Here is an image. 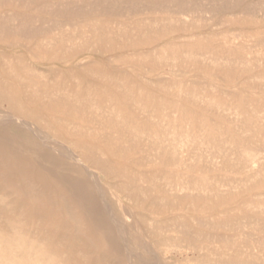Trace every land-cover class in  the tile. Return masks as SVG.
<instances>
[{"label":"rangeland","instance_id":"rangeland-1","mask_svg":"<svg viewBox=\"0 0 264 264\" xmlns=\"http://www.w3.org/2000/svg\"><path fill=\"white\" fill-rule=\"evenodd\" d=\"M96 1L99 2V5H96L94 10L91 11L88 8L90 6L80 7L74 5L72 7L73 5L64 4L71 2V0H39L38 5H24L20 7H11L8 5L9 0H1L3 3L0 5V79L13 83L14 90H16L15 92L22 102H27L23 97V88L15 83V80V82L13 81L14 76L10 74H23L18 60L22 57L25 62V59L29 56L25 45L32 46L36 41L40 45H43L44 49L48 50V55L50 56L49 61L34 62L35 67L45 74L40 77V87L50 89L53 93L52 98L54 101L59 100L57 96L60 94L59 90H71L74 93L85 94L88 88L92 90L98 89L103 94L112 93L116 97L127 96L129 94L135 97L140 96L141 100L139 103L141 104L135 101L126 102L123 99L120 104L129 109L131 117L140 123L142 122L139 120L141 116L138 114L139 111L137 109H139L140 105H144L149 116L147 124L150 128L156 130L159 128L156 131L158 132L157 134L165 133L166 131L167 133L171 132L174 137L181 138L183 142L181 140L180 142L182 145L185 144L183 145L184 149L183 147L182 149L186 153V156L183 152L185 158H182V168H175L171 163L174 159L171 155L167 157L168 159H165L167 160L166 163H162V161H165L163 155L160 156L155 152H152L147 157L140 153L126 152L121 149V147L131 143V139L124 135L123 129L121 133L116 132L112 134H108L103 130L99 137L95 136L96 134L91 135L86 132L80 135H70L62 132L65 138L64 141L67 143L71 141L78 143L79 141V143L100 145L102 147L104 154H99V159L103 162L102 166L106 176L111 178L114 176V172L116 174V178L114 177V180H116L114 188H117V190L114 191L115 194L110 198L111 204L115 216L120 221H123L122 224L132 242L133 254L137 259L141 256L142 259L140 258V260L145 259L151 264H182L183 261L180 258L171 254H165L166 245L164 244L174 239V237H181V239L182 236L185 237L190 232L191 225L197 227H193L195 230L192 228L191 232H199L200 236L204 237L202 239L198 233H195L197 234L196 240L200 239L201 241H196L197 243L199 242V245L202 243V240L205 242L206 238V243L203 246L209 243V241H212L211 244L213 245L214 243L215 245L213 246L216 247H220L221 245L219 244L222 242L226 244L230 241L227 243L229 247H239L249 242L248 245H252L250 247L255 251L258 248L260 250L264 246V232H262L264 230L261 231V220L257 218L258 221L252 223L253 226H251L252 224L249 228L242 226L240 227L241 229L229 226L231 222L228 220L230 218L231 221L232 216L235 218L234 215L241 216V214H248L249 212L250 214L248 215H251L252 211L250 210H254L253 207L257 208V205L258 207H264V161H261L263 166H259L260 170L258 168L257 172L253 171L247 174L244 171L243 173V170L239 167L242 162L239 151L241 146L253 149V146L260 148L264 144V10L262 11L264 0H181L183 9L188 10L189 8L191 11L194 10L193 15L200 20L193 22V24H186L168 19L165 22V30L163 23L142 24L138 30L136 27L137 20L144 17L169 18L177 8L173 3L180 0H158L161 3L165 2L163 3V7L152 5L151 3L155 0ZM106 6H108L107 9L109 11L113 12L111 15L105 13ZM15 17L17 19H14ZM208 17L210 18L208 19ZM224 18H231V21L223 23L222 20ZM20 19H31V25L27 24L26 26L14 28V26L20 24ZM104 22H108V28L113 30V35L110 38H103V36L100 38L95 37V34L97 36V33L101 34L103 32L101 31V25ZM163 30L167 31V34L159 37ZM16 33L20 34L17 35ZM13 34L15 35L13 36ZM50 36L53 39H50L51 44L48 46L45 38ZM10 43L12 45H8ZM71 49H82L83 51L77 56L70 58L67 54L70 53ZM200 49L202 50L201 52ZM20 54L23 56H20ZM228 66L229 68H227ZM215 73L218 75H215ZM257 75L259 77L256 78ZM145 95L147 97L146 100L144 99ZM49 99H51L49 96L42 97L39 101L43 105L41 104L38 107L31 105L42 116L45 115L43 116L45 120H38L37 126L46 131L53 128L57 129L61 125L67 124V119L70 120L69 116L65 113L60 114L49 111L50 106L54 107L55 105L54 103L53 105L49 104ZM74 104L76 107L83 105L80 102ZM2 107L6 108L7 104H3ZM87 109L89 111L90 108L88 107ZM173 110L177 111H174L176 114L172 113ZM166 113L168 114L166 115ZM171 116L178 117V119ZM179 117L185 120L183 121ZM90 118L91 115L85 113L84 125L89 124ZM115 118L108 121L105 116L102 117L100 122L104 126L103 128L108 127V125L113 126L115 129H119L121 126L126 127L125 121L122 118ZM171 119H176V121H171ZM176 122L178 125L175 124ZM204 122L206 123L203 124ZM185 126L187 127L185 128ZM190 128L191 131H188L187 129ZM206 129L208 130L206 131L207 133L205 132ZM213 131L218 133L216 135L218 137L215 138L219 141L216 143V139L211 136L212 133L215 134ZM179 133H183V135ZM204 133L210 139L212 137L213 139L211 140L214 143ZM17 134L16 129L0 128V196L3 197L0 200V228L7 227L9 222L7 218H20L22 220H20V224L23 226V230L21 231L24 236H27L29 241L32 239L37 240L42 247H49L48 249L50 250L56 246L59 251L57 253L58 259L62 261L60 262L61 264H78L79 262L81 264H129L127 252L118 238L117 229L114 227L112 221L107 218L100 203L95 200L96 188L93 182L75 165L45 152L40 145L31 140L28 134L23 133L22 136L25 138L19 140L17 139ZM126 134L129 135L128 131ZM153 135L155 134L152 133ZM172 135L169 134V136ZM219 136L220 138L223 137L224 140L220 141ZM189 137H191V140L195 137L197 138L193 142H188L187 138ZM199 137L202 139H199ZM210 142L211 144L213 143L212 145L215 144L217 146L214 145L215 147H212ZM224 145L226 149L223 147ZM226 146L231 149V153H228L230 149L227 150ZM197 147L202 150L197 149ZM210 149L211 152L208 151ZM207 153L210 154L208 155ZM218 153L221 155V158ZM217 155L219 161L215 158ZM236 155H240V158L238 159ZM225 157H229V159H225ZM198 160H200V164ZM214 160L215 162L216 160L220 162L218 163V167L220 168L217 167V162L214 166ZM227 160L231 161V165ZM237 160H241L240 165L237 163ZM224 162L229 165L227 166ZM147 163L149 165H146ZM205 163H208V166L210 165L213 168L209 167L211 170L207 169V164L205 168L203 165ZM232 164L234 165L232 166ZM226 166L229 168H226ZM47 167L49 168L47 169ZM222 167H224V170ZM108 168L109 170H107ZM160 168H162V171ZM194 168H197L196 171ZM198 168H200L199 171H202L199 172ZM163 169H167L168 172L171 171L170 169L173 170L168 176L167 170L164 172ZM227 169L228 172L226 171ZM140 170H144L147 173V176H145L146 181H143L141 184L144 187L142 189L145 190L140 193L129 190V197H122V194H128V191L124 188L128 182L127 177L136 176ZM203 170L206 171L204 172ZM183 172L184 175L182 174ZM157 174L160 175V180L163 181L164 178V182L160 181L156 185L157 187H155L154 180L155 183L159 182V178L157 179L159 175ZM178 174H182L183 177L186 176L187 178L186 180L185 177H179V183H181L182 179L184 182L187 181L185 184L182 181L181 184H184L182 186L187 187L194 184L193 187L201 190V194H198L200 195L198 196L199 200L190 197L193 200L191 204L189 203V197H182L184 195L183 192L188 189L190 191L192 187H187L186 190L182 187L181 191L183 192L179 191L178 195L182 197V200L180 199L181 197L168 196L169 194H166V192L169 193L167 189L171 188L168 186H171L172 183L174 185V182H178L174 181ZM197 174H200L199 178H197ZM188 175L191 176V183ZM221 175L222 177L228 176L229 178L227 180L225 177L221 179ZM194 176L195 179H192ZM215 176L218 177L219 181L216 180L217 177L215 178ZM231 177H235L233 181H231ZM204 178H206L205 181H213L214 185H210L211 182L205 183ZM198 179L201 180L199 181ZM220 180L226 183L225 188L222 187V190H220V187V189L215 188L217 184H220ZM226 181L229 182L227 183ZM230 181L232 182L231 184ZM109 182L112 181L109 180ZM36 183L38 184L37 187ZM202 184L204 185L201 186ZM148 185L150 188L147 187ZM231 185H234L233 191ZM26 186L33 188L32 190L35 191L33 194L40 192V206L44 207L43 209H40L39 205L34 203L28 196L17 195L14 192L13 187H16L19 191H25L27 189ZM108 188L107 184L104 185L106 191H108ZM162 188L166 189V192L164 190L163 192ZM208 188L210 192L206 191ZM147 189L150 190L147 191ZM225 189L226 191L224 192L223 190ZM216 191L217 193L220 192L222 196L221 194H216V197H213L215 196L213 192L215 193ZM222 191L225 193L224 197ZM204 192L209 198L202 194ZM226 192L230 193L229 196ZM181 193L182 195H180ZM62 195H66L65 198ZM202 195L203 199L200 203ZM50 197L59 200V202L65 201L64 203L62 202L61 210L59 207H55L54 211L50 208L52 213L49 212L47 200ZM46 198L48 199L46 200ZM216 198L218 201L220 200L218 205L215 204ZM224 198L228 199V201H224ZM65 199H67L70 207L67 206ZM204 199L208 201L205 200L204 203ZM210 199L215 206L211 205ZM206 201L210 204L208 205ZM249 203L251 205H248ZM73 204L76 207L72 206ZM154 206L157 207L154 208ZM192 206H195V208ZM201 206H203L204 210L202 208L199 209ZM68 208H71L72 211L75 209L74 211L78 213L80 219L76 215L75 217L78 219L76 222L82 223L81 226L74 223V220L71 221L69 220L70 218L66 217L64 211ZM177 215H180V217L177 218ZM192 215L193 217H191ZM75 217L73 216V218ZM86 218L87 220H85ZM191 218H197L196 223L193 219L192 222ZM81 219L82 221H80ZM216 220H224L222 222H225L223 223L225 225L222 226V222H215ZM225 220H227V224ZM72 222L76 224L75 229ZM170 223L172 226L175 225L174 227L176 228L172 227ZM216 223H220L222 227ZM256 223L260 224L257 225ZM182 224H185V229ZM164 226H166V229ZM189 226L190 228L188 229ZM160 227L162 229L159 230ZM167 227H172L171 229L169 228L171 231L172 229L174 230L169 232L167 231ZM182 229L187 231H185L186 234H182L184 231ZM83 232H86V236H88L86 237ZM193 232L192 235L195 236ZM188 234L187 240L191 237L190 233ZM177 235L179 236L176 237ZM192 238L195 240V237ZM240 239L243 241H240ZM217 240L219 241L217 242ZM236 240L243 243L238 242L241 245L236 244ZM231 241L232 246L230 245ZM234 241H236L234 243L236 245H233ZM144 246L152 251L149 252ZM204 248L207 250L209 246H204ZM187 251V248L180 249V256H184ZM185 263L187 264V261L183 264ZM223 264L227 263L224 262Z\"/></svg>","mask_w":264,"mask_h":264},{"label":"bare ground","instance_id":"bare-ground-1","mask_svg":"<svg viewBox=\"0 0 264 264\" xmlns=\"http://www.w3.org/2000/svg\"><path fill=\"white\" fill-rule=\"evenodd\" d=\"M208 1V0H207ZM3 2H1V0H0V5L2 4ZM163 3H165V2H159L158 0H155V1H153L151 4L152 5H154V6H161V7H163L164 5H163ZM39 4V0H9V2H8V5H10L11 7H20V6H24V5H38ZM43 4V3H42ZM64 4H67V5H73L72 7H74V5L75 6H80V7H85V6H90V7H88L91 11H93L94 10V8H95V6L97 5H99V2L98 1H96V0H71V2H66V3H64ZM177 8H176V10H174L173 12H172V15L169 17V18H165V17H144V18H140V19H138L137 20V24H136V27L138 28V30L140 29V26L142 25V24H147V23H154V24H157V23H163V26H164V30L166 29L165 28V22H166V20H171V21H175V22H177V23H186V24H193V22H195V21H197V20H200L198 17H196L195 15H193V12H194V10L193 11H191V10H189V8H188V10H184L183 9V7L181 6V0L180 1H176L175 3H173ZM104 5H105V3H104ZM104 7V6H103ZM108 8V6H106V9H105V13L106 14H112L113 12L112 11H109V9H107ZM155 8V7H154ZM142 10V9H141ZM245 10V9H244ZM264 10V8L262 9V11ZM243 11V10H242ZM209 12V11H208ZM5 13H6V11H5ZM210 17H208V19H209ZM14 19H17V17H15ZM231 19V18H230ZM229 18H224L223 20H222V22L223 23H229L231 20H230ZM30 20L31 19H20V24H17L16 26H14V28H18V26H26L27 24L28 25H31V22H30ZM120 24V23H119ZM104 25V26H103ZM108 22H104L101 26V31H103V32H101V34H99V33H97V36H96V34H95V37H97V38H100V37H102L103 36V38L105 37V38H110L112 35H113V30H110L109 28H108ZM135 27V26H134ZM7 29V28H6ZM163 30V32H164V34H163V32L159 35V37H162V35H166L167 34V31H164ZM17 35H19L20 33H16ZM15 34H13V36H14ZM62 37V36H61ZM94 37V38H95ZM136 37V36H135ZM82 38H84V37H82ZM50 39H53V37H46L45 38V42H46V44L49 46L50 44H51V40ZM188 39V38H187ZM149 40V39H148ZM10 42V41H9ZM14 42V41H13ZM16 42V41H15ZM18 43V42H17ZM197 44V43H196ZM8 45H12L11 43L10 44H8ZM1 46V45H0ZM205 46V45H204ZM203 46V47H204ZM25 47L27 48V52H28V54H29V56H28V58H26V59H28L27 61H26V59H25V62H24V59H22V57L18 60V64H20L21 65V68H22V72H23V74H17V73H12V74H10V75H13L14 76V79H13V81L15 82V83H17L18 85H20L22 88H23V97H24V99H26L27 100V102L25 103V101H24V103L22 102V100L20 99V97L18 96V94L15 92L16 90H14V87H13V83H11V82H6L5 80L3 81V80H1L0 79V128H4V129H9V128H12V129H16L17 130V132H18V134H17V139L19 140V139H24L25 137L24 136H22V134L23 133H26V134H28L29 136H30V138H31V140L33 141V142H35V143H37L38 145H40L44 150H45V152H48V153H50V154H52L53 156H55V157H57V158H59V159H61V160H64V161H67V162H69L70 164H73V165H75L80 171H82L89 179H90V181H92L93 182V185L95 186V188H96V197H95V200H96V202H99L100 203V206H102V209L104 210V212L106 213V215H107V218L109 219V220H111L112 221V223H113V225H114V227L117 229V235H118V238H119V240L122 242V244H123V246H124V249H125V251L127 252V256H128V259H127V261H128V263L129 264H151L149 261H146L145 259H143V260H140V258L142 259V257L140 256L139 257V259H137V257H135V255L133 254V251H132V242H131V240H130V238H129V236L127 235V231H126V229H125V227L123 226V224H122V222L123 221H120L119 220V218H117L116 216H115V212H114V210H113V207H112V204H111V200H110V198H111V196L113 195V194H115V192L114 191H116L117 190V188H114L115 187V184H116V180H114V177L116 178V174H115V172H114V176L113 177H111V178H109V177H107L106 176V174H105V170L103 169V162L99 159V154H104V152L102 151V147H100V145L99 146H95V145H88V144H85V143H79V141H78V143H74V142H69V143H67V142H65L64 141V137H63V135H62V132H64V133H67V134H74V135H80V134H82L83 132H86L87 134L89 133V134H91V135H94V134H96L95 136H97V137H99V135H100V133H101V131H103L104 130V132H106V133H108V134H112V133H121L122 132V129H123V131H124V135H126V136H128V138H130L131 139V143H129V144H127V145H125V146H123V147H121V149H123L124 151H126V152H133V153H140V154H143V156L145 155V156H147L148 157V155L149 154H152V152H155V153H157L158 155H160V156H162L163 155V158H164V160L169 156L170 157V155H171V157L172 158H174L173 160H172V165L173 166H175V168L177 167V168H180L181 167V165H182V158L184 157V155L186 154L184 151H183V149H184V147H183V145H185V144H183L182 145V143L180 142V140H181V138H179V137H174L173 135H172V133L170 132V133H167L166 131H165V133H161V134H157L158 132H156L157 130H159V128L158 127H156V128H158L157 130L156 129H153V128H150L149 127V125L147 124V122H148V120H149V116H148V114H147V110H146V107L144 106V105H140L139 106V109H137L139 112H138V114L141 116V119H139V120H141L142 122L140 123V122H138L136 119H134L133 117H131V111L129 112L128 110L129 109H127L125 106H123L122 104H120L121 103V100L123 99L124 101H126V102H130V101H135L136 103H138V104H141V103H139L140 102V100H141V98H140V96L139 97H135V96H133L132 94H129V95H127V96H120V97H116L114 94H112V93H110V94H108V93H106V94H103V92L102 91H100V90H92L91 88H88V89H86L87 91H86V93L85 94H80V93H74V92H72L71 90L69 91V90H59L60 91V94L59 95H57L58 96V98H59V100L57 101H54L53 100V98H52V95H53V93L51 92V90L50 89H48V88H41L40 87V77L41 76H44L45 74H44V72L42 71H39L36 67H35V64H34V62H38V61H49L50 59H49V55H48V50L47 49H44L43 47V45H40L39 43H37L36 41H35V43H34V45H32V46H27V45H25ZM52 47V46H51ZM61 48V47H60ZM195 48V47H194ZM193 48V49H194ZM14 49V48H13ZM199 50V49H198ZM205 50V49H204ZM5 51V50H4ZM63 51V50H62ZM81 51H83L82 49H71L68 53L69 54H67L68 55V57H70V58H72V57H74V56H77ZM202 50L200 49V52H201ZM225 51V50H224ZM203 55V54H202ZM20 56H23L22 54H20ZM219 56V55H218ZM222 57H223V55H221ZM228 56V55H227ZM26 57V56H25ZM202 57V56H201ZM209 58V57H208ZM230 58H232L231 56H230ZM235 58V57H234ZM74 59V58H73ZM219 59V58H218ZM217 59V60H218ZM237 59V58H236ZM202 60H203V58H202ZM201 60V61H202ZM72 61V60H71ZM70 61V62H71ZM228 61H229V59H228ZM236 61V60H235ZM204 62V61H203ZM221 62V61H220ZM231 62V61H230ZM229 62V63H230ZM39 64V63H38ZM53 64V63H52ZM55 64V63H54ZM216 64V63H215ZM230 64H232V63H230ZM44 65V64H43ZM51 65V64H50ZM12 66V65H11ZM36 66H37V64H36ZM46 66V65H45ZM259 66H262V65H259ZM4 68V67H3ZM227 68H229V66L227 67ZM147 69V68H146ZM223 69V68H222ZM230 69H231V66H230ZM232 70V69H231ZM246 70V69H245ZM252 70V69H251ZM212 72V71H211ZM242 73V72H241ZM257 73V72H256ZM213 74V73H212ZM234 74V73H233ZM243 74V73H242ZM215 75H218V74H216L215 73ZM255 76V75H254ZM226 77V76H225ZM238 77V76H237ZM257 77H259L258 75L256 76V78ZM1 78V77H0ZM46 78V77H45ZM49 78V77H48ZM218 78H219V76H218ZM230 78V77H229ZM236 78V77H235ZM10 80V79H9ZM229 80V79H228ZM58 84V83H57ZM56 85V84H55ZM20 89V88H19ZM161 91V90H160ZM183 92V91H182ZM149 94V93H148ZM147 94V96H149ZM178 94V93H177ZM91 95V96H90ZM154 95V94H153ZM213 95V94H212ZM46 96H49L51 99H49V104H52L53 105V103L55 104L54 105V107L53 106H50L51 108H50V110L49 111H52L53 113H56V112H58V113H65V114H67V116H69V118H70V120H66L67 121V124H63V125H61L59 128H53V129H51V130H42L40 127H38L37 126V121L38 120H45V118L43 117V116H45V115H41L37 110H35L34 108H32V106H34V107H38V106H41V101H39V99H41L42 97H46ZM158 96V95H157ZM177 96V95H176ZM186 96V95H185ZM228 96V95H227ZM196 97H198V96H196ZM194 98V97H193ZM228 98V97H227ZM145 100L147 99V97H146V95H145V98H144ZM188 99V98H187ZM227 100V99H226ZM48 102H47V104H48ZM76 102H80V103H82L83 105L82 106H80V107H76V105L74 104V103H76ZM45 103V102H44ZM149 103V102H148ZM228 103V102H227ZM3 104H7V107L5 108V107H2V105ZM165 104H167L166 102H165ZM32 105V106H31ZM43 105V104H42ZM216 105H218L217 103H216ZM225 105V104H224ZM154 106V105H153ZM228 106V105H227ZM46 107H47V105H46ZM90 108V109H93V110H91L90 111V109H89V111H88V109L87 108ZM169 107V106H168ZM165 108H167V107H165ZM164 108V109H165ZM175 108V107H174ZM164 111V110H163ZM174 111H176V110H173V112L172 113H174V114H176V112H174ZM168 112V111H167ZM185 112V111H184ZM237 112H239V111H237ZM85 113H88L89 115H91V118H90V121H89V124L88 125H84V121H85V119H84V115H85ZM135 113H136V111H135ZM169 113V112H168ZM168 113H166V115L168 114ZM230 113H232V112H230ZM240 113V112H239ZM238 113V114H239ZM43 114V113H42ZM180 114V113H179ZM192 114V113H191ZM232 114H234V113H232ZM165 115V116H166ZM185 115V114H184ZM52 116V115H51ZM106 117V119L108 120V121H111V119H116L115 117H117V118H119V119H123V121H125V125H126V127L124 128L123 126H121V127H119V129H115L113 126H110V125H108V127H106V128H103L104 126H102V123L100 122V119L102 118V117ZM126 116H127V118H126ZM169 116V115H168ZM173 116V115H172ZM171 116V117H172ZM181 116V115H180ZM182 117V116H181ZM188 117V116H187ZM192 117V116H191ZM172 118H176V119H178V117H172ZM180 118V117H179ZM183 118V117H182ZM182 118H180V119H182ZM186 118V117H185ZM176 119H171V121H173V120H175L176 121ZM78 120H80V121H78ZM183 121L185 120V119H182ZM181 120V121H182ZM202 120V119H201ZM151 121V120H150ZM189 121V120H188ZM200 121V120H199ZM153 122H155V121H153ZM162 122V121H161ZM168 122V121H167ZM178 122V121H177ZM177 122L175 123V124H177ZM190 122V121H189ZM110 123V122H109ZM165 123V122H164ZM163 123V124H164ZM191 123V122H190ZM190 123H188V124H190ZM206 122H204L203 124H205ZM201 124V123H200ZM199 124V125H200ZM112 125V124H111ZM178 125V124H177ZM177 125H176V127H177ZM208 125V124H207ZM172 126V125H171ZM205 127H206V125H204ZM152 127V126H151ZM162 128H163V126H161ZM183 127H184V124H183ZM187 126H185V128H186ZM202 127V126H201ZM200 127V128H201ZM208 128H209V125L207 126ZM46 128V127H45ZM52 128V127H51ZM161 128V129H162ZM199 128V127H198ZM207 128V129H208ZM126 131H125V130ZM160 129V130H161ZM169 129V128H168ZM176 129V128H175ZM205 129V128H204ZM205 130V132L206 131H208V130ZM211 129V128H210ZM247 129H249V128H247ZM166 130V129H165ZM174 130V129H173ZM188 131L190 130L191 131V128L190 129H187ZM128 131V133H129V135H127L126 134V132ZM162 131V130H161ZM169 131V130H168ZM175 131V130H174ZM177 131V130H176ZM180 131V130H179ZM178 131V132H179ZM202 131V130H201ZM212 131V130H211ZM181 132V131H180ZM193 132V131H192ZM192 132H189V133H192ZM198 132V131H197ZM213 132H215V131H213ZM19 133H21L20 135H19ZM152 133L153 134H155V135H153L152 136ZM175 133V132H174ZM207 133V132H206ZM206 133H204L205 135H207ZM169 134L170 135H172V136H169ZM180 135L182 134L183 135V133H179ZM196 135V134H195ZM198 135H200V133H198ZM216 135H218V133H216L215 132V134H213L212 133V135L211 136H213L214 138L216 137ZM186 136V135H185ZM189 136H190V134H189ZM192 136H193V134H192ZM208 136V135H207ZM206 136V137H207ZM220 136H221V134H220ZM220 136H219V138H220ZM97 137H95V138H97ZM181 137V136H180ZM218 137V136H217ZM216 137V138H217ZM29 138V139H30ZM189 138H190V141H189ZM189 138H187V140H188V142H193V140H196L195 138H197V137H195L193 140H191V137H189ZM201 137H199V139H200ZM204 139H205V137H203ZM208 138L210 139V137L208 136ZM215 138V139H216ZM235 138V137H234ZM70 139H72V138H70ZM98 139V138H97ZM127 139V138H126ZM202 139V138H201ZM208 139V140H209ZM211 139H213L212 137H211ZM210 139V140H211ZM236 139V138H235ZM73 140H75V139H73ZM209 140V141H210ZM224 139H223V137H221L220 138V141H223ZM237 140V139H236ZM238 140H239V138H238ZM76 141V140H75ZM182 141V140H181ZM205 141V140H204ZM208 141V142H209ZM213 143H214V141L213 140H211ZM217 141H219V140H215V143L217 142ZM77 142V141H76ZM118 142V141H117ZM183 142V141H182ZM185 142V141H184ZM212 143V144H213ZM198 144V143H197ZM210 144H211V142H210ZM211 144V145H212ZM118 145V144H117ZM200 145V144H199ZM209 145V144H208ZM215 145V144H214ZM214 145H212V147L214 146ZM215 146H217V145H215ZM214 146V147H215ZM219 146V145H218ZM182 147H183V149H182ZM189 147V146H188ZM210 147V146H209ZM224 148H225V145L223 146ZM227 147V146H226ZM250 147V146H249ZM263 147H264V144H263ZM263 147H258L257 148V146H256V148L253 146V149L252 148H247L246 146H241L240 148V155H236V156H238V159L241 157V160H242V162H241V160L240 161H238L237 163L239 164L240 162V164H241V166H239L240 168H241V170H243V173H244V171H246L247 172V174L248 173H251V172H255L256 170L258 171V168H259V166H261L263 163H261V161L263 162L264 160H263V153H264V148ZM192 148V147H191ZM223 148V149H224ZM255 148V149H254ZM193 149H195V148H193ZM197 149H200L199 147H197ZM213 149V148H212ZM222 149V148H221ZM226 149V148H225ZM224 149V150H225ZM228 149H230L229 147H227V150ZM200 150H202V149H200ZM206 151V150H205ZM208 151H210L211 152V149L210 150H208ZM221 151V150H220ZM226 151V150H225ZM183 152H184V155H183ZM231 153V149L228 151V153ZM125 153V152H124ZM198 153V152H197ZM196 153V154H197ZM220 153V152H219ZM218 153V155H220ZM226 153V152H225ZM107 154V153H106ZM208 154V153H207ZM210 154V153H209ZM208 154V155H209ZM221 154H222V152H221ZM224 154V153H223ZM227 154V153H226ZM225 154V155H226ZM235 154V153H234ZM237 154H239V153H237ZM139 155V154H138ZM201 155V154H200ZM218 155L217 156H215V158H217V160L219 159L218 158ZM224 155V156H225ZM227 155H229V154H227ZM121 156V155H120ZM166 156V157H165ZM186 156V155H185ZM203 156V155H202ZM224 156H222V157H224ZM235 156V157H236ZM240 156V157H239ZM235 157H234V159H235ZM154 158V157H153ZM185 158V157H184ZM194 158V157H193ZM214 158V159H215ZM220 158H221V155H220ZM168 159V158H167ZM222 159H224V158H222ZM225 159H229V157L228 158H226L225 157ZM234 159H233V161H234ZM147 160H149L148 158H147ZM213 160V159H212ZM217 160H216V162H217ZM128 161V160H127ZM199 162V164H200V160H198ZM201 161H202V159H201ZM219 161V160H218ZM227 161H229L230 162V165H231V161H232V159H231V161L230 160H227ZM148 162V161H147ZM154 162H156V161H154ZM161 162V161H160ZM163 162H167V160H165V161H162V163ZM214 162V166H215V164H216V162H215V160L213 161ZM222 162V164H223V160L221 161ZM226 162V161H225ZM224 162V163H225ZM229 162H227V163H229ZM7 163V162H6ZM169 163V162H168ZM185 163V162H184ZM193 163V162H192ZM197 163V164H198ZM202 163V162H201ZM204 163V162H203ZM218 163H220V162H217V167H218ZM234 163V162H233ZM186 164V163H185ZM197 164H196V166H197ZM207 164V166L206 167H208L207 169H209V167H211V168H213L212 166H208V163H205V164H203L204 165V167H205V165ZM210 164V163H209ZM211 164H212V162H211ZM226 164V163H225ZM234 164H236V163H234ZM234 164H232V166L234 165ZM239 164V165H240ZM9 165V164H8ZM126 165V164H125ZM146 165H149V163H147ZM190 165V164H189ZM193 165V164H192ZM213 165V164H212ZM221 165V164H220ZM227 166L229 165V164H226ZM108 166V165H107ZM171 166V165H170ZM185 166V165H184ZM183 166V167H184ZM187 166V165H186ZM226 166V168H229V167H227ZM232 166H230V168H232ZM238 166V165H237ZM263 166V165H262ZM52 167V166H51ZM50 167V168H51ZM188 167V166H187ZM199 167V166H198ZM205 167V168H206ZM49 167H47V169H48ZM182 168V167H181ZM186 168V167H185ZM201 168V167H200ZM200 168H198V171L200 170ZM211 168L209 169V170H211ZM218 168H220V167H218ZM223 168V170H224V167H222ZM221 168V169H222ZM225 168V169H226ZM239 168V169H240ZM262 168V167H261ZM114 169H116L115 167H114ZM154 169V168H153ZM162 168H160V170H161ZM191 169H192V167H191ZM190 169V170H191ZM195 169V168H194ZM197 169V168H196ZM196 169H195V171H196ZM220 169V170H221ZM239 169H237V170H239ZM263 169V168H262ZM107 170H109V168L107 169ZM112 170H113V168H112ZM155 170V169H154ZM157 170H159V169H157ZM164 170V169H163ZM165 170H167V169H165ZM165 170H164V172H165ZM171 171L173 170V169H170ZM185 170V169H184ZM187 170V169H186ZM208 170V171H209ZM232 170V169H231ZM237 170H236V172H237ZM259 170H260V168H259ZM3 171V170H2ZM162 171V170H161ZM171 171H169L168 172V170H167V175L169 176V173H171ZM202 171V170H201ZM201 171H199V172H201ZM204 171V170H203ZM206 171V170H205ZM204 171V172H205ZM227 172H228V169L226 170ZM230 171V170H229ZM256 171V172H257ZM123 172V171H122ZM163 172V173H164ZM176 172V171H175ZM174 172V173H175ZM179 172H182V171H179ZM178 172V173H179ZM185 172V171H184ZM184 172L182 173L183 175H184ZM234 172V171H233ZM117 173H119V172H117ZM126 173V172H125ZM157 173V172H156ZM160 173H162V172H160ZM162 173V174H163ZM238 173V172H237ZM260 173V172H259ZM40 174V173H39ZM147 173H146V171H144V170H140L138 173H137V175L136 176H133V177H127V179H128V182L125 184V186L122 184V186H124V188L128 191V194H122V197H127L128 195H129V193H130V191H135V192H143L144 190L142 189V187H143V185H141L142 184V182L143 181H146V179H145V176H147L146 175ZM182 174H178V175H180V176H178L177 175V178H176V180H174V181H178L179 180V177H182V178H186V176H184L183 177V175ZM186 174V173H185ZM214 174V173H213ZM220 174V173H219ZM236 174V173H235ZM239 174V173H238ZM117 175H120V174H117ZM126 175H127V173H126ZM157 175H159V174H157ZM174 175V174H173ZM182 175V176H181ZM190 175V174H189ZM188 175V176H189ZM198 176H197V178H199V175L200 174H197ZM257 175H258V173H257ZM210 176V175H209ZM213 176V175H212ZM217 176H218V174H217ZM217 176H215V178L217 177ZM241 176V175H240ZM242 176H244V175H242ZM247 176V175H246ZM249 176V175H248ZM123 177H126V176H123ZM202 177V176H201ZM206 177V176H205ZM208 177V176H207ZM214 177V176H213ZM225 177V176H224ZM224 177H222V175H221V179L223 178L224 179ZM245 177V176H244ZM252 177V176H251ZM250 177V178H251ZM254 177V176H253ZM159 178V182H156L155 183V180H154V184H155V187H157L156 185H158V183H160V181H162V180H160V175L159 176H157V179ZM191 178V176H189V180H190V183L192 182V180L190 179ZM209 178V177H208ZM214 178V179H215ZM227 178H229L228 176L227 177H225V179L227 180ZM233 178H235V177H231V181H233ZM237 178V177H236ZM242 178V177H241ZM107 179H109V180H111L112 182H109V180H107ZM145 179V180H144ZM156 179V180H157ZM181 179V178H180ZM192 179H195V176H194V178H192ZM203 179V178H202ZM210 179H212L211 177H210ZM248 179V178H247ZM246 179V180H247ZM24 180H26V179H24ZM114 180V181H113ZM186 180H187V178H186ZM199 180V179H198ZM201 180V179H200ZM199 180V181H200ZM206 180V178H204V181ZM216 180H218L219 181V179H218V177L216 178ZM229 180V179H228ZM235 180V179H234ZM244 180V179H243ZM249 180V179H248ZM148 181H150V180H148ZM168 181V180H167ZM170 181V180H169ZM181 181V180H180ZM182 181H183V179H182ZM182 181H181V183H182ZM203 181V182H204ZM223 181V180H222ZM221 180H220V184H217V185H220V186H217L216 185V189L217 188H219L220 190H222L223 188L222 187H224L225 186V182H222ZM230 181V184L232 183ZM241 181V180H240ZM151 182V181H150ZM164 182V178H163V181H162V183ZM184 182V181H183ZM185 182H187V181H185ZM185 182H184V184H185ZM194 182V181H193ZM210 183L209 182V180H207V181H205V183ZM215 182H217V181H215ZM227 183L229 182V181H226ZM260 182V181H259ZM147 183V182H146ZM145 183V184H146ZM175 184L173 185V183L171 184V186L169 185H167L166 183H164V184H166V186H168V187H171L169 190L167 189V187H166V189H167V191H169V193H167L166 192V189L164 190V188H165V186H164V188H162V191L164 190L165 192H166V194H169L168 196H170V195H172V196H177V197H181V196H178L179 195V191H181V189H185L186 190V188L188 187V188H190V187H192L191 189H190V191H188V190H186V191H188V192H183V191H181V192H183V194L184 195H182V193L180 194V195H182V197H189V199H190V197L192 198V199H195V198H197V200H199L198 199V196H200V195H198V194H201V190H199L198 188V190L195 188V187H193L194 186V184H193V186H182V185H184V184H181V183H179V181L178 182H174ZM258 183V182H257ZM262 183V182H261ZM260 183V184H261ZM15 184V183H14ZM71 184V183H70ZM107 184V188H108V186H109V188H108V191H106V189H104V185H106ZM149 184V183H148ZM170 184V183H169ZM187 184V183H186ZM188 184H189V182H188ZM211 184H213L214 185V182L212 181L211 183H210V185ZM216 184V183H215ZM246 184V183H245ZM256 184V183H255ZM37 183H36V187H37ZM151 185V184H150ZM199 185V184H198ZM204 184H202L201 186H203ZM207 185V184H206ZM210 185H209V187H210ZM258 185V184H257ZM51 186V185H50ZM146 186V185H145ZM153 186V185H152ZM163 186V185H162ZM195 186H196V184H195ZM200 186V187H201ZM234 185H231V188H232V191H233V187ZM235 186H237V184H235ZM27 187V189L24 191V190H18V189H16V187H13V189H14V192L17 194V195H19V194H22V195H26V196H28L34 203H36V204H38L39 205V207H40V209H43L44 207H41L40 206V199H39V197H40V192L39 193H35V194H33V192H35L34 190H32L33 188L32 187H28V186H26ZM52 187V186H51ZM78 187V186H77ZM147 187H149L150 188V186L148 185ZM154 187V186H153ZM183 187V188H182ZM199 187V186H198ZM10 188V187H9ZM38 188H40V187H38ZM91 188V187H90ZM144 188V187H143ZM152 188V187H151ZM158 188H159V186H158ZM161 188V187H160ZM203 188V187H202ZM201 188V189H202ZM212 188H213V186H212ZM225 188V187H224ZM214 189V188H213ZM212 189V190H213ZM237 189V188H236ZM52 190V189H51ZM50 190V191H51ZM130 190V191H129ZM148 190H150V189H147V191ZM156 190V189H155ZM159 190V189H158ZM211 190V191H212ZM41 191V190H40ZM58 191V190H57ZM163 191V192H164ZM197 191H199L198 193H197ZM204 191V190H203ZM206 191H209L210 192V190H209V188H208V190H206ZM217 191H219V190H217ZM217 191L214 193L213 192V195H215V196H213V197H216V194H221L220 192H218L217 193ZM224 192L226 191V189L225 190H223ZM222 191V192H223ZM36 192H37V190H36ZM42 192V191H41ZM223 192V193H224ZM48 193H49V191H48ZM54 194H55V192H53ZM61 193V192H60ZM59 193V194H60ZM226 193H228V196H229V192H226ZM52 194V193H51ZM143 194V193H142ZM202 194H204L206 197H208L207 196V194H205V192L204 193H202ZM2 195V194H1ZM48 195V194H47ZM139 195H141V194H139ZM144 195V194H143ZM224 195H225V193L223 194V197H224ZM63 196V195H62ZM66 196V195H65ZM65 196H63V198H65ZM164 196V195H163ZM163 196H159V197H163ZM204 196V197H205ZM219 196V195H218ZM221 196H222V194H221ZM256 196V195H255ZM258 196V195H257ZM48 197V196H47ZM54 197H55V195H54ZM93 197V196H92ZM129 197V196H128ZM143 197V196H142ZM158 197V198H159ZM165 197V196H164ZM166 197H167V195H166ZM182 197L180 198L181 200H182ZM222 197V198H223ZM254 197V196H253ZM3 197L2 196H0V200L2 199ZM119 198V197H118ZM146 198V197H145ZM209 198V197H208ZM220 198V197H219ZM225 198H226V196H225ZM224 198V201L226 200ZM246 198V197H245ZM48 198H46V200H47ZM155 199V198H154ZM161 199V198H160ZM167 199V198H166ZM176 199V198H175ZM192 199H190V202L189 203H191L193 200ZM201 201H200V203L202 202V199H203V195L201 196ZM214 199V198H213ZM217 199V198H216ZM66 200V202H67V206H69L70 204H68V201H67V199H65ZM126 200H127V198H126ZM135 200V199H134ZM133 200V201H134ZM146 200V199H145ZM163 200H164V198H163ZM177 200V199H176ZM196 200V201H197ZM205 200H207V199H204L203 200V202L205 203ZM215 200V199H214ZM154 201V200H153ZM157 201V200H156ZM174 201V200H173ZM188 201V200H187ZM186 201V202H187ZM208 201V200H207ZM206 201V203L209 205L210 203H208ZM211 201V199L209 200V202ZM220 201V200H219ZM218 199L216 200V203L215 204H217L218 205ZM223 201V200H222ZM226 201H228V199L226 200ZM63 203L65 202L64 200L62 201ZM62 202L60 201L59 202V200H56V199H54V198H52V197H50L48 200H47V203H48V205H47V208H49L48 210H49V212H51V210H55V207L57 208V207H59V209L61 210V206L63 205L62 204ZM253 202V201H252ZM42 203V202H41ZM70 203V202H69ZM161 203H163V202H161ZM181 203H183V202H181ZM158 204V203H157ZM192 204V203H191ZM207 204H205V205H207ZM246 204H247V202H246ZM245 204V205H246ZM258 204V203H257ZM256 204V205H257ZM177 205H179V204H177ZM204 205V206H205ZM211 205H214V204H212V201H211ZM248 205H251L250 203L248 204ZM255 205V206H256ZM259 205H263V204H259ZM72 206H74V204L72 205ZM162 206V205H161ZM189 206H190V204H189ZM195 206H196V203H195ZM195 206L193 207V208H195ZM215 206V205H214ZM213 206V207H214ZM46 207V206H45ZM64 208H65V206H63ZM70 207V206H69ZM74 207H76V206H74ZM155 207H157V206H154V208ZM203 206H201L199 209H201ZM207 207V206H206ZM5 208V207H4ZM50 208H51V210H50ZM67 208V207H66ZM139 208V207H138ZM143 208H144V206H143ZM171 208V207H170ZM208 208H210L209 206H208ZM250 208V207H249ZM254 208V210H250V209H248V210H250V211H252L251 212V215H248V214H250V212L248 213V214H241V216H236V215H234L235 216V218H233V216H232V220L230 221V218H229V220H228V218H227V220L229 221V222H231L230 224H229V226H231V227H233V228H235V229H241L240 227H242V226H246V227H250V225L252 224V223H255V222H257L258 220H261V226H262V229H261V231L262 230H264V216H262V215H264V207H258V205H257V208H255V207H253ZM161 209V208H160ZM164 209V208H163ZM203 210H204V208H202ZM211 209V208H210ZM60 210H58V211H60ZM75 209H73V211H74ZM142 210V209H141ZM155 210V209H154ZM191 210V209H190ZM194 210V209H193ZM197 210V209H196ZM72 211V209L71 208H68V209H66V211H64L65 212V215H66V217L69 219V220H74V223H77L76 221H78V219H80V217H79V215H78V213L76 212V211H74L73 212ZM163 211V210H162ZM208 211H209V209H208ZM246 212V211H245ZM52 213V212H51ZM73 213H74V215H73ZM76 213V214H75ZM169 213H171V212H169ZM252 213H253V215H252ZM152 214H154V213H152ZM223 214V213H222ZM227 214V213H226ZM239 214V213H238ZM260 215V214H262V215H260V216H258V215ZM76 215H78V219L75 217ZM168 215V214H167ZM182 215V214H181ZM184 215V214H183ZM258 217H257V216ZM41 216V215H40ZM73 216L75 217V218H73ZM91 216V215H90ZM126 216V215H125ZM39 217V216H38ZM162 217V216H161ZM180 217V215H177V218H179ZM182 217V216H181ZM191 217H193V215L191 216ZM42 218V217H41ZM197 218H198V216H197ZM197 218H191V221L193 222V220H195V223H196V219ZM257 218H258V220H257ZM152 219V218H151ZM160 219V218H159ZM170 219H172V218H170ZM193 219V220H192ZM21 219L20 218H7V221H9L8 222V225H7V227H1L0 228V264H61L60 262H62V261H60V259H58V254L57 253H59V251H58V248L55 246L54 247V249H48L49 247H42L41 246V244L40 243H38L37 242V240H35V239H32V240H30L29 241V238L27 237V236H24V234L22 233V231L21 230H23V226H21V221H20ZM85 220H87V218L85 219ZM149 220H150V218H149ZM168 220V219H167ZM200 220V219H199ZM198 220V221H199ZM221 220V219H220ZM220 220H216L215 222H222V221H224V220H222V221H220ZM227 220H225L226 221V224H227ZM80 221H82V219L80 220ZM79 221V222H80ZM147 221H148V219H147ZM172 221V220H171ZM201 221V220H200ZM101 222V221H100ZM156 222V221H155ZM162 222V221H161ZM175 222H176V220H175ZM181 222V221H180ZM214 221H213V223H215ZM73 223V222H72ZM73 223V226H74V229H75V225L76 224H74ZM90 223V222H89ZM134 223V222H133ZM149 223V222H148ZM158 223V222H157ZM173 223V222H172ZM176 223H178V222H176ZM175 223V224H176ZM212 223V222H211ZM223 223H225V222H222V224ZM77 224H79L80 226L82 225V223L80 224V223H77ZM163 224V223H162ZM171 224V223H170ZM217 224V223H216ZM257 225L258 224H260V223H256ZM84 225H85V223H84ZM90 225V224H89ZM88 225V226H89ZM147 225H150V224H147ZM155 225H157L156 223H155ZM165 225V224H164ZM166 225H169V224H166ZM177 226H178V224H176ZM185 225V224H184ZM184 225L182 224V226L184 227ZM213 225V224H212ZM218 226H220L221 224L219 223V224H217ZM216 225V226H217ZM225 224H223L222 226H224ZM78 226V225H77ZM86 226V225H85ZM170 226V225H169ZM171 226H172V224H171ZM175 226V225H174ZM174 226H172V227H174ZM222 226H220V227H222ZM228 226V225H227ZM251 226H253V224L251 225ZM256 226V225H255ZM133 227V226H132ZM152 227V226H151ZM159 227V226H158ZM172 227H169L170 229L172 228ZM186 227V226H185ZM185 227H184V229H185ZM191 227L193 228V227H195V226H192L191 225ZM81 228V227H80ZM154 228V227H153ZM164 228L166 229V226H164ZM168 228V227H167ZM168 228V230L167 231H169V232H172L174 229H172V231L170 230ZM174 228H176V227H174ZM190 228V226L188 227V229ZM191 228V230H195V228H197V227H195V228H193L192 229ZM212 228V227H211ZM224 228H226V227H224ZM228 228V227H227ZM232 228V229H233ZM254 228V227H253ZM257 228H259V227H257ZM88 229V228H87ZM160 229H162L161 227L159 228V230ZM179 229H180V227H179ZM184 229H182V230H184ZM187 229V230H188ZM231 229V228H230ZM79 230V229H78ZM181 230V231H182ZM191 230H189L190 232H188V233H190V235H191V237H195V240L192 238L191 239V237L187 240V235H189L188 233H187V235L185 236V237H183L182 236V239H181V237H179V238H175L174 237V239H171L170 241H167L166 242V244H164V245H166V250H165V254H171V255H174V256H176L177 258H180L181 259V261H183V263L184 262H186L187 261V264H223L224 262H226L227 264H264V246L262 247V244H261V247L262 248H260V250H258L257 249V251H255L252 247H250V246H252V245H248V243L249 242H246L245 240H244V242H246L244 245H242V246H239V247H229V245L227 244V243H229L230 241L229 240H227V241H229V242H227L226 244H224V242H222L221 244H219V245H221L220 247H216V246H213V245H215L214 243H213V245L211 244L212 243V241L210 242L209 241V243H207V244H205L204 246L205 247H208L209 246V248L207 249V250H205V248H204V246H203V244L204 243H206V238H205V242H203V240H202V243L199 245V242H201L200 241V239H197V240H199V242L197 243L196 241V235L197 234H195V233H198L199 234V236H200V233L199 232H196L195 231V236H193L192 235V232H191ZM116 231V230H115ZM177 231L179 232V230L177 229ZM186 230H184L183 231V233L182 234H186V232H185ZM198 231V230H197ZM260 231V230H259ZM60 232V231H59ZM78 232V231H77ZM262 232H264V231H262ZM261 232V233H262ZM83 233H85V236H86V232H83ZM163 233V232H162ZM219 234V233H218ZM250 234V233H249ZM238 235V234H237ZM248 235V234H247ZM88 236V235H87ZM86 236V237H87ZM168 236V235H167ZM175 236V235H174ZM179 235H177L176 237H178ZM199 236H198V238H199ZM206 236V235H205ZM226 236V235H225ZM224 236V237H225ZM251 236H253L252 234H251ZM91 237V236H90ZM89 237V238H90ZM165 237V236H164ZM221 237V236H220ZM233 237V236H232ZM92 238V237H91ZM163 238V237H162ZM185 238H186V241H185ZM200 238H202V239H204V237H201L200 236ZM259 238V237H258ZM106 239V238H105ZM143 239H145V238H143ZM159 239V238H158ZM184 239V240H183ZM191 239V240H190ZM92 240V239H91ZM147 240V239H146ZM223 240V239H222ZM233 240V239H232ZM239 240V239H238ZM108 241V240H107ZM219 240H217V242H218ZM237 241V240H236ZM236 241H234L233 242V245H236V244H239V245H241L240 243H243V242H240V241H243L242 239H240V241H237V243L236 244H234ZM264 241V240H263ZM152 242V241H151ZM207 242H208V240H207ZM238 242H240V243H238ZM257 242V241H256ZM93 243V242H92ZM106 243V242H105ZM208 244H210V245H208ZM232 244V241H231V243H230V245ZM83 245V244H82ZM151 245V244H150ZM202 245V246H201ZM206 245H208V246H206ZM212 245V246H211ZM259 245V244H258ZM264 245V244H263ZM94 246V245H93ZM232 246V245H231ZM238 246V245H237ZM79 247V246H78ZM77 247V248H78ZM143 247V246H142ZM254 247V246H253ZM111 248H112V246H111ZM144 248H145V246H144ZM182 248H187L188 249V251L187 252H185V255L184 256H180V253H179V250L180 249H182ZM79 249V248H78ZM145 249H147V248H145ZM65 250V249H64ZM148 250V249H147ZM146 250V251H147ZM79 251V250H78ZM110 251V250H109ZM149 252H151L150 250H148ZM138 252V251H137ZM140 252V251H139ZM138 252V253H139ZM141 253V252H140ZM153 253V252H152ZM84 254H85V252H84ZM154 254V253H153ZM156 256V255H155ZM154 256V257H155ZM177 258H175V259H177ZM179 259V260H180ZM156 260V259H155ZM188 261H190V263H188ZM153 263H154V261H153ZM156 263V262H155ZM182 263V264H183ZM78 264H81L80 262L78 263ZM186 264V263H185Z\"/></svg>","mask_w":264,"mask_h":264}]
</instances>
